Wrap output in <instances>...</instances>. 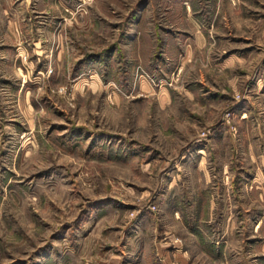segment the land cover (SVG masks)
<instances>
[{"label": "rangeland", "instance_id": "obj_1", "mask_svg": "<svg viewBox=\"0 0 264 264\" xmlns=\"http://www.w3.org/2000/svg\"><path fill=\"white\" fill-rule=\"evenodd\" d=\"M0 264H264V0H0Z\"/></svg>", "mask_w": 264, "mask_h": 264}]
</instances>
